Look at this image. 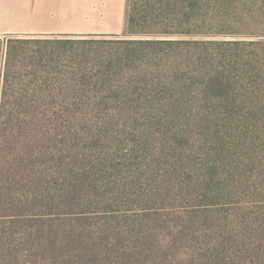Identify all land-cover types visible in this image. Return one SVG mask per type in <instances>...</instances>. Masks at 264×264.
Wrapping results in <instances>:
<instances>
[{"label": "trees", "instance_id": "trees-1", "mask_svg": "<svg viewBox=\"0 0 264 264\" xmlns=\"http://www.w3.org/2000/svg\"><path fill=\"white\" fill-rule=\"evenodd\" d=\"M192 6L128 0L104 39L6 37L0 264H264V39L169 38L197 34ZM130 120L123 155L88 126Z\"/></svg>", "mask_w": 264, "mask_h": 264}, {"label": "crops", "instance_id": "crops-1", "mask_svg": "<svg viewBox=\"0 0 264 264\" xmlns=\"http://www.w3.org/2000/svg\"><path fill=\"white\" fill-rule=\"evenodd\" d=\"M128 0H0V37L122 35Z\"/></svg>", "mask_w": 264, "mask_h": 264}, {"label": "rangeland", "instance_id": "rangeland-1", "mask_svg": "<svg viewBox=\"0 0 264 264\" xmlns=\"http://www.w3.org/2000/svg\"><path fill=\"white\" fill-rule=\"evenodd\" d=\"M193 10L190 12L189 35L172 36L173 40H190V41H255L263 40L264 37V0H191ZM196 5V6H195ZM121 35V34H120ZM123 35V34H122ZM7 37V36H6ZM6 37H0V83L2 80V71L6 51ZM26 37V36H25ZM109 36L100 35L97 38H105ZM58 37L52 36H32V40H48ZM63 38V37H59ZM121 39H126L125 37ZM14 112H20L19 118L14 123L23 121V111L28 112V108H8ZM130 120L128 124L121 121L120 123L105 124L100 121H93L88 125L90 129L98 130L105 128L109 131V135L116 140L122 155L125 150L132 149V139L137 141L142 139L146 132L143 129V123H135ZM142 121V120H140ZM13 123V124H14ZM151 132L153 141L158 139L156 129L151 126L148 129ZM111 138V139H112ZM160 138V136H159ZM110 139V141H111ZM121 142L118 143V140ZM145 141V140H144ZM141 141L140 143H143ZM139 143V144H140ZM111 152H114V145L111 146ZM144 171V170H142Z\"/></svg>", "mask_w": 264, "mask_h": 264}]
</instances>
